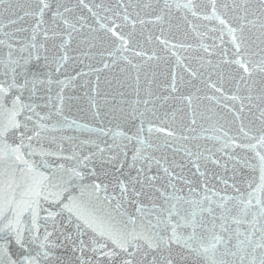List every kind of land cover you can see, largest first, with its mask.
<instances>
[{
	"label": "snow or ice",
	"instance_id": "snow-or-ice-1",
	"mask_svg": "<svg viewBox=\"0 0 264 264\" xmlns=\"http://www.w3.org/2000/svg\"><path fill=\"white\" fill-rule=\"evenodd\" d=\"M16 2L20 4V0ZM211 2L212 15H205L204 19L219 22L222 43L227 30L229 42L241 56L233 62L247 74L240 80L245 82L248 94L230 97L240 101L236 119L243 120L239 113L247 106L249 112L253 108L259 110L260 120L258 128L249 127L247 131L241 123L239 132L249 142L233 145L229 141L235 138L223 131L224 126L217 128L215 122L211 123L210 128L223 131V137L212 135L206 139L222 140L224 147H239L254 154L242 159L228 156L239 168L231 169L232 183L213 173V178L223 185L221 189L209 186L208 174L201 171L200 165L201 160L217 165L219 161L213 159L214 153L207 154L212 149L202 151L195 143L200 138L195 135L197 117L212 122L218 115L214 109L199 112L193 96H188L191 119L177 132L170 125L152 126L147 113L155 116V108L149 109L147 105L152 101L145 99L143 111L138 107L130 112L120 110V119L135 130L128 134L117 132L107 157L103 148L82 154L75 137L61 134L76 125L65 115L64 88L70 80L56 81L61 87L56 102H52L51 73L59 72L63 65L48 55L44 42L58 34V21L67 29L78 31L84 27L83 17L78 20L79 28L77 23H70L64 13L72 9L63 7L60 0H35L32 11L10 18L8 25L2 23L0 16V264H264V79L253 78L256 72L264 74V0H232V22L217 13L216 0ZM79 4L88 7L84 0H79ZM165 7H170L168 0ZM224 9L229 13L227 4ZM46 13L52 28L45 19ZM26 16L34 18L31 27H11ZM106 31L121 42L117 52L130 41V36L126 39L113 27ZM29 32L30 37L19 35ZM40 36L44 42H38ZM253 46L256 51H252ZM244 55L248 56L247 61ZM253 56H259V60ZM61 59L66 61L68 57ZM53 64L57 66L53 68ZM136 83L139 95V76ZM210 86L221 92L220 87ZM172 90H177L175 78ZM148 95L151 97L150 91ZM204 98L217 99L219 103L216 97ZM200 127L204 128V124ZM98 131L109 134L103 129ZM154 132L164 135L154 138ZM116 136L122 138L120 142ZM64 141L68 142L67 149ZM105 165L117 170L114 185L100 178L101 173L105 177L111 175ZM223 167L229 170L227 163ZM186 168L199 179L186 175ZM242 169L258 171V182L255 175L249 179ZM238 178L246 184L243 189ZM228 188L233 189V194L228 193ZM77 191L79 195H75ZM25 215L27 219H22ZM9 233L14 234L15 245L20 249L16 258L6 251Z\"/></svg>",
	"mask_w": 264,
	"mask_h": 264
},
{
	"label": "water",
	"instance_id": "water-1",
	"mask_svg": "<svg viewBox=\"0 0 264 264\" xmlns=\"http://www.w3.org/2000/svg\"><path fill=\"white\" fill-rule=\"evenodd\" d=\"M60 3L63 7L72 9V12L64 13L70 23H77L79 28L78 20L83 17L81 22L84 24L82 29L72 31L58 21V26L55 27L58 34L54 39L50 38L44 42L42 36L38 37V42L46 43L49 49L48 55L54 56L56 61L63 65L59 72L51 73L52 102H56V93L61 87L56 81L58 79L70 80L68 87L64 88L65 115L69 120H75L76 125L65 129L61 134L75 137V144L80 145L78 149L80 153L98 152L100 148H103L105 149L104 155L107 157L109 146L113 144V137L117 132L128 134L135 130L120 119L123 114L121 109L130 112L138 107L143 111L145 106L142 101L150 99L152 102L147 107L149 109L154 107L156 112L155 116L151 112L147 113L152 126L167 128L170 125L179 132L181 125L188 124L191 119L187 97L193 96L199 112L206 113L208 108H212L218 114L214 116L212 122L200 121L197 117L195 135L200 138L195 143L201 146L202 151L204 148L212 149V153L207 154L213 155L214 153L213 159L219 161L217 165L211 161L201 160V171L207 172L210 187L223 188V185L213 178V173L232 183L231 169L233 166L239 168V165H236L235 160H228V156L242 159L245 155L251 158L254 154L239 147H224L222 140H210L206 137L212 135L223 137V131H227L228 136L235 138L234 141H229L230 145L247 144L249 140L239 132V128L241 123L245 125L246 131L249 127L258 128L260 125L259 110L253 108L249 112L246 106L244 112L239 113L243 120L236 119L240 101L232 100L230 97L248 94L245 82L240 80L241 76L246 77L247 74L233 62L241 56L235 53V49L229 42L230 37L227 30L223 32L222 43L220 39L222 26L216 19H204L205 15H212L211 0H168L170 7H165V0H84L87 8L79 4V0H60ZM178 4L180 7L177 6ZM185 4L189 6L184 7ZM225 4L229 8L227 14L224 9ZM215 7L221 17L232 22L230 11L232 0H216ZM34 8L35 0H20V4H17L16 0H0L2 23L8 25L10 18L14 19L15 16L23 15L25 11L30 12ZM88 8H91L92 12H89ZM193 11L196 15H193ZM93 12L96 13L95 16ZM45 19L49 20L48 26L52 28L48 13ZM33 23L34 18L26 16L25 20L11 27H31ZM108 27L115 28V31L123 34L126 39L131 37L129 43L119 52L116 49L119 48L121 42L106 31ZM19 35L30 37V32ZM162 40L166 43H161ZM205 48L208 50L205 51ZM252 51H256L255 46ZM136 52L142 55L137 56ZM65 55L68 57L66 61L61 59ZM243 59L247 61L248 56L244 55ZM252 59L259 60V56H253ZM105 64L108 66L105 67ZM133 65L138 67H133ZM56 66L53 64V68ZM137 76H139V95H137ZM173 78L177 84L176 91L172 90ZM253 78L260 81L264 79V74L256 72ZM247 82L251 83V81ZM210 85L220 87L221 92H217ZM45 87L49 86L45 85ZM237 87L240 89L239 92H237ZM256 87L258 89L259 84ZM149 91L151 97L148 95ZM253 95H256V91ZM206 96L218 98L219 103L217 99H205ZM165 97L168 99L165 100ZM195 97L201 99L195 100ZM137 100L141 101L138 105ZM244 103L248 104L247 101ZM230 108L232 111H229ZM213 122L216 123L217 128L223 125V131H213L210 128ZM201 123L204 124V128H209V131H204V128L200 127ZM148 126L146 120L145 135H148ZM99 129L108 131L109 134L102 135ZM185 134L191 135L187 132ZM163 135V133L155 132L152 134L154 138ZM121 139L116 136L117 142ZM82 141L85 143L81 144ZM64 146L68 148L67 141H64ZM45 147L49 146L45 145ZM55 147V145L51 146L53 149ZM130 156L129 151V159ZM120 159L123 160V157ZM252 162L255 163L254 160ZM226 163L228 171H225L223 167ZM105 168L111 175L105 177L101 173L100 178L114 185L116 175H118L116 168L112 165H105ZM97 171L100 172L99 167ZM242 171L249 179L255 175L258 182V171L256 173H252L249 169H242ZM185 174L190 178L199 179V177H192L187 168ZM237 182L241 189L246 186L245 183L240 182L239 178ZM227 191L233 194L232 188H228ZM75 195H79V192L77 191ZM144 202L148 204L149 201L145 199ZM22 219H27V216L25 215ZM40 226L42 234V220ZM8 237L6 251L12 258H16L15 254L20 249L15 245L14 234L9 233ZM4 259L7 261L8 257L5 256Z\"/></svg>",
	"mask_w": 264,
	"mask_h": 264
}]
</instances>
